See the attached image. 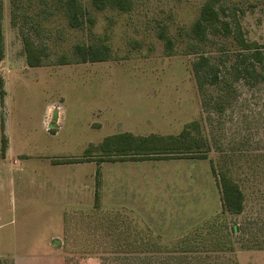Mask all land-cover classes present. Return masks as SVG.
<instances>
[{
    "label": "rangeland",
    "instance_id": "obj_1",
    "mask_svg": "<svg viewBox=\"0 0 264 264\" xmlns=\"http://www.w3.org/2000/svg\"><path fill=\"white\" fill-rule=\"evenodd\" d=\"M206 1L131 0L125 12L80 0L94 24L72 28L58 0H22L19 27L11 1L2 0L0 239L3 252L9 244L21 252L0 255L3 264H82L88 257L101 264H264V0L217 4L226 8L222 19L238 22L251 51L224 36L192 46ZM34 23L40 35L30 30ZM21 31L46 49L42 66L28 65ZM78 44L106 45L108 58L76 62ZM255 51L262 62L243 57ZM65 54L71 62L58 64ZM202 55L233 81L224 112L203 108L193 71ZM239 66L250 69L246 79L233 78ZM207 93L223 107L229 97L221 87ZM194 122L190 132L210 143L206 159L184 152L123 159L121 139L106 143L128 133L152 147ZM227 172L246 195L239 215L224 209ZM233 226L232 241L218 243ZM132 251L131 260L117 254Z\"/></svg>",
    "mask_w": 264,
    "mask_h": 264
},
{
    "label": "trees",
    "instance_id": "obj_2",
    "mask_svg": "<svg viewBox=\"0 0 264 264\" xmlns=\"http://www.w3.org/2000/svg\"><path fill=\"white\" fill-rule=\"evenodd\" d=\"M12 5V13L11 20L12 24L15 27H19L18 11L25 6L22 4V0H10ZM59 1V9L62 12V15L67 20L68 24L72 28H83L84 24L89 20L91 24H94V21L91 17H89L88 12L85 6L80 2V0H58ZM220 0H207L204 5L200 9L199 18L195 21L191 29V38L196 42L193 43V47H197L199 44H205L210 41L213 37L224 36L226 38L234 39L237 44L246 51H251L253 49V44L246 41L244 33L241 32L240 25L238 22L231 19H222V15L225 14L226 8L222 7L220 10L217 8V4ZM92 5L97 10H105L108 7L116 8L120 11L128 12L132 9L131 0H92ZM223 11V13L221 12ZM2 19H3V3L0 0V60L3 59V33H2ZM26 19V18H25ZM39 23H34L31 25L30 30H36V25ZM41 25V23H40ZM23 35L24 47L27 54V61L30 67H40L44 64L43 60L47 56L46 49L39 47L36 45L34 39L32 38L31 33H25L21 31ZM36 34L40 35V31L37 29ZM162 39L166 37L161 35ZM167 44V49H173V42L171 39H165ZM207 44H205L206 46ZM194 52L199 50L194 49ZM42 53V56H41ZM74 56H76V62L79 63H97L106 61L109 54V48L106 45L103 47H93L91 45L86 46L82 44H78L74 48L73 52ZM250 56H254L257 58L259 62H262L263 57L260 51H255V53L244 54L243 57L249 58ZM59 61L58 64H69L71 59L65 54ZM210 57L202 55L198 61L193 64V71L195 73L198 87L203 99V108L205 111L209 112H221L226 109V103L230 96L234 93V84L232 82H225L222 78H220L219 74L216 71V66L210 62ZM256 67H254V71ZM236 76L233 77L235 80L244 78L246 79L249 75L248 67H237L235 68ZM209 87H221L227 91V95L229 97L225 101V105L220 106L217 105L216 100L208 97V88ZM0 95L1 101L4 103V83L0 77ZM232 99V97H231ZM229 99V100H231ZM220 101H224V95L222 94L218 99ZM219 106V107H218ZM5 128V124H3ZM199 126L198 123L194 122L189 125L187 129L183 131L180 137H173L168 140H160L156 141L152 147H149L150 139L137 140L132 135L125 133V135L113 136L106 139V143H110L115 141L116 139H121L122 147L117 149L119 152V156L123 157V159L127 156L136 158H153L156 156H165L166 158L172 157L174 155L184 152L186 154H190L193 156H198V158L206 159L207 151L209 148L205 149V146H208L210 143L205 139L206 136L200 135L195 136L190 130L194 131ZM3 138L5 143V147L7 144V137ZM204 148L205 153H201V149ZM132 152V154H130ZM146 160V159H144ZM125 161V160H122ZM221 193L223 198L224 209L226 212L230 214H242L245 209V201L246 195L244 191L240 188L237 182L232 178L229 172L222 175L220 180ZM238 233V229L236 226L231 227L230 231L223 232L220 236L218 243L226 244L227 241L225 237H228L229 242L232 241V235ZM217 242V241H216ZM232 254H235V250L231 248L229 250ZM114 254L117 252H113ZM149 253V252H147ZM177 253V251H174ZM221 253H224L221 250ZM126 257H123L125 260H131L136 258L135 254H138L134 251L132 252H123L117 253ZM150 254V253H149ZM129 256H133V258L129 259ZM114 260H120L119 258H115ZM0 264H3V260H0Z\"/></svg>",
    "mask_w": 264,
    "mask_h": 264
},
{
    "label": "crops",
    "instance_id": "obj_3",
    "mask_svg": "<svg viewBox=\"0 0 264 264\" xmlns=\"http://www.w3.org/2000/svg\"><path fill=\"white\" fill-rule=\"evenodd\" d=\"M2 245H3V242L0 239V255H3V254H13V253H21V252H16V250H12L11 248H13V247L10 244H9L8 250H5V252H3Z\"/></svg>",
    "mask_w": 264,
    "mask_h": 264
},
{
    "label": "clouds",
    "instance_id": "obj_4",
    "mask_svg": "<svg viewBox=\"0 0 264 264\" xmlns=\"http://www.w3.org/2000/svg\"><path fill=\"white\" fill-rule=\"evenodd\" d=\"M82 264H101V261L98 257H88L86 262L82 261Z\"/></svg>",
    "mask_w": 264,
    "mask_h": 264
}]
</instances>
